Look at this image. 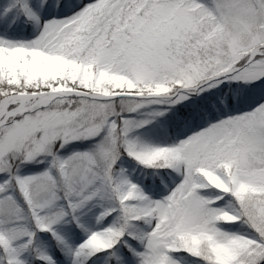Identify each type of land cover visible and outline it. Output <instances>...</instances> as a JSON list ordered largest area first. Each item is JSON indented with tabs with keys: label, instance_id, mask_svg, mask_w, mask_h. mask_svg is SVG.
Here are the masks:
<instances>
[{
	"label": "snow or ice",
	"instance_id": "1",
	"mask_svg": "<svg viewBox=\"0 0 264 264\" xmlns=\"http://www.w3.org/2000/svg\"><path fill=\"white\" fill-rule=\"evenodd\" d=\"M0 264H264V0H0Z\"/></svg>",
	"mask_w": 264,
	"mask_h": 264
}]
</instances>
